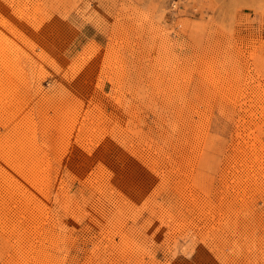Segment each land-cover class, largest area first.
Here are the masks:
<instances>
[{
	"label": "rangeland",
	"instance_id": "1",
	"mask_svg": "<svg viewBox=\"0 0 264 264\" xmlns=\"http://www.w3.org/2000/svg\"><path fill=\"white\" fill-rule=\"evenodd\" d=\"M264 264V0H0V264Z\"/></svg>",
	"mask_w": 264,
	"mask_h": 264
},
{
	"label": "snow or ice",
	"instance_id": "2",
	"mask_svg": "<svg viewBox=\"0 0 264 264\" xmlns=\"http://www.w3.org/2000/svg\"><path fill=\"white\" fill-rule=\"evenodd\" d=\"M194 261H195V257H193V262H191V264H194Z\"/></svg>",
	"mask_w": 264,
	"mask_h": 264
}]
</instances>
